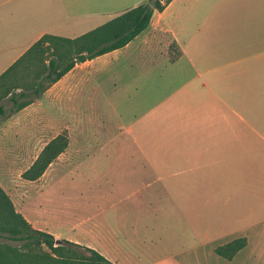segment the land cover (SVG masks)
I'll return each mask as SVG.
<instances>
[{
	"label": "crops",
	"instance_id": "0c3cea01",
	"mask_svg": "<svg viewBox=\"0 0 264 264\" xmlns=\"http://www.w3.org/2000/svg\"><path fill=\"white\" fill-rule=\"evenodd\" d=\"M147 1L0 0V75L43 35L64 37L57 32L79 26V21L101 19L105 23ZM66 5L80 9L84 5L129 7L106 16L100 8L68 13ZM171 44L178 54L174 61L169 55ZM155 54L165 60L163 70L171 71L176 80L187 83L182 76L188 75V70L193 75L195 71V78L204 79L200 88L209 86L204 93L208 101L194 108L192 96L203 93L193 86L184 89L188 99L183 103L167 101L172 92L155 106L154 88L149 92L147 85L141 99H131L124 88L125 78L151 82ZM220 84L225 85V111H216L210 103L211 97L218 98L215 90ZM134 90L137 93L141 88ZM143 100L141 107L148 109L137 122L144 116L158 121L159 126L152 130L158 141H141L140 130L129 126L126 134L140 157H118L113 168L98 177L88 176V180L101 182L97 193L102 213L99 224H92L91 218L81 225L66 221L70 212L45 205L43 179L52 176L56 166L64 164L66 172L74 171L86 150L105 149L109 143L119 149L126 147L125 142L114 140L99 143L95 134L101 132L91 126V118L118 116L127 102L128 109H133L131 106ZM32 106L50 122L59 116L69 121L65 153L34 181L44 186H37L34 195H24L18 207L33 229L52 235L56 241L93 249L114 264H119L117 254L120 245H125L127 230L137 228L138 223L148 224L151 215L173 222L174 229L187 227L200 235L197 230L209 228L215 219L226 222L217 214L238 211L232 205L235 148L246 151L249 165L257 168L255 174L244 176L240 190L264 198V0H171L163 11L153 13L149 27L125 47L75 65L20 112ZM77 118H81L80 123ZM53 127L41 125L40 129L51 131ZM251 150L257 158H250ZM261 203L263 207L256 210L264 208V201ZM174 254H167L164 260L176 262Z\"/></svg>",
	"mask_w": 264,
	"mask_h": 264
},
{
	"label": "rangeland",
	"instance_id": "374dc122",
	"mask_svg": "<svg viewBox=\"0 0 264 264\" xmlns=\"http://www.w3.org/2000/svg\"><path fill=\"white\" fill-rule=\"evenodd\" d=\"M148 2L149 0L146 3ZM65 7L68 13L70 11L73 13L75 11L85 13L100 8L106 11V16H110L109 13L113 15L129 6L84 5L82 9L69 5ZM104 21L101 19L79 21L81 23L79 26L72 29L59 30L57 33L67 38H75L83 32L94 29L99 25L98 23H103ZM137 43L138 41L134 42V44ZM169 55H175L174 51L170 50ZM157 56L158 54L153 55L154 66L151 71V82L146 84V81L140 79V77L132 79L127 76L125 78L124 88L128 89L131 99L135 97L141 99L145 85L149 88V92H151V87L154 88L155 106L166 94L169 95L172 92L167 101L183 103V101L188 99L187 97L184 98V89L192 86L203 94L208 92L209 86L204 89L200 88L202 83H204V79L195 78V71L194 75L189 70L187 71L188 75L184 73L182 77L186 78L187 83L181 82L176 80L171 71L163 70L162 64H164L163 61L165 60L157 59ZM138 86L141 91L135 93L134 88ZM224 86V84H220L215 90L218 98H210V103L216 111H225ZM163 91L166 92L163 93ZM203 94L192 96L191 102L194 108L200 107V105H204L208 101V94ZM38 100L35 99L34 101ZM144 103V100L137 102L138 106H131L133 109H128L130 105L127 102L125 108L121 110L122 114L118 116L109 115L91 118V126L101 132L95 134V137L100 139L99 143L102 144L114 140L115 142H125L126 144L124 145L126 147L123 146V148L119 149L116 146L113 147V143H109L105 146V149L86 150L81 155L80 164L76 170L66 172V166L60 164L55 167L56 170L52 173V176L48 174L43 179L46 186L40 184L38 186L34 181L23 179L22 174L36 160L45 143L66 132L65 126L69 124L68 118L64 116L53 117L52 122H50L49 118H43L36 114L38 109L35 106L24 112H13L9 99L2 100L0 106L4 109V114L0 116V187L9 196L15 209L18 210L19 205L24 202V195H28L29 192L34 195L37 186V188L44 186L43 192L46 193L44 199L47 201L44 204L50 206L51 209L55 208L70 212L66 221L72 220L81 225L91 218L92 224H99L102 213L98 210L97 193L101 182L100 179L88 180V176L98 177L103 174L104 170L113 168L118 157L123 159L140 157L139 152L131 146V139L126 134L127 127L131 126L136 130L139 129L141 141H158V135L152 132L154 127L159 126L158 121H152L150 118L147 120L144 116L142 122H137L148 109L141 107V104ZM51 112L54 111L52 110ZM133 112L134 114H132ZM77 119L78 123H80L81 118ZM50 124L54 126L51 131H42L40 129L41 125L49 126ZM166 125H170V119L167 120ZM65 150L62 153H65ZM149 150L151 151L150 148ZM257 156L256 152L250 151L251 159L257 158ZM262 158L263 169L261 174L264 177V156ZM243 159L248 162L244 163ZM256 170L255 166L249 165L248 153L241 150V148H235L233 164L235 179L233 191L235 190V196L232 197V205L238 211L231 214H217L220 218L224 217L226 222L215 219V222H211L209 228L197 230V232L200 231V235H195L193 230L187 227L174 229L173 222L161 221L156 215H151L148 219L150 221L148 224L147 222L138 223L137 228L127 230V235L123 237L125 245H120L121 254H117L120 258L119 264H264V208L256 210L258 206L263 207L261 201H264V198H258L256 195L251 196L240 190V186L245 181L244 176L253 175ZM108 215L114 216V214ZM123 231L126 232V230ZM205 234L210 237L206 239ZM239 238H245L247 244L231 260L221 258L215 253L217 247ZM7 243L16 245V243L11 241H7ZM170 253H175L176 262L164 260V257Z\"/></svg>",
	"mask_w": 264,
	"mask_h": 264
},
{
	"label": "trees",
	"instance_id": "16d2710c",
	"mask_svg": "<svg viewBox=\"0 0 264 264\" xmlns=\"http://www.w3.org/2000/svg\"><path fill=\"white\" fill-rule=\"evenodd\" d=\"M170 1L156 0L154 8L149 2L138 5L73 39L43 35L0 75V102L8 98L13 112L22 110L41 98L75 65L125 47L149 27L153 13L163 11ZM170 49H174V44ZM177 55H171L170 60L174 61ZM3 114L0 106V116ZM67 145V132L52 139L22 178L38 180ZM246 244L245 238L234 239L217 247L215 253L231 260ZM0 264L114 263L93 249L67 241L57 243L52 235L33 229L0 187Z\"/></svg>",
	"mask_w": 264,
	"mask_h": 264
},
{
	"label": "water",
	"instance_id": "95a60500",
	"mask_svg": "<svg viewBox=\"0 0 264 264\" xmlns=\"http://www.w3.org/2000/svg\"><path fill=\"white\" fill-rule=\"evenodd\" d=\"M158 1H162V0H158ZM149 4H150V6H151L152 8H154V6H155V1H151ZM57 243H58V241H57Z\"/></svg>",
	"mask_w": 264,
	"mask_h": 264
}]
</instances>
